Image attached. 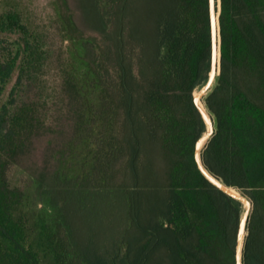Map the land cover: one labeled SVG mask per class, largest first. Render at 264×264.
<instances>
[{
    "label": "trees",
    "instance_id": "1",
    "mask_svg": "<svg viewBox=\"0 0 264 264\" xmlns=\"http://www.w3.org/2000/svg\"><path fill=\"white\" fill-rule=\"evenodd\" d=\"M51 4L56 50L0 11V264H238L243 199L264 264V0H215L216 71L211 0ZM214 71L201 161L239 199L196 155Z\"/></svg>",
    "mask_w": 264,
    "mask_h": 264
},
{
    "label": "rangeland",
    "instance_id": "2",
    "mask_svg": "<svg viewBox=\"0 0 264 264\" xmlns=\"http://www.w3.org/2000/svg\"><path fill=\"white\" fill-rule=\"evenodd\" d=\"M11 7H17L23 13L24 18L26 20H28L33 25V27L39 28V30H41V31H48V29L50 28V30L48 31L50 33L49 37H48V41L55 46L54 50H56V48L58 47V45L60 43V37L56 32H54V29L50 24V21L52 20V17H53V7L51 4V0H0V11L6 10L8 8H11ZM56 54L57 53L53 54L54 55L53 59L57 58ZM53 62H56V60H51V65H50L51 69L48 72V77L50 78V80H52V78L54 76V72H53V68H52ZM211 77H213V75H209V77L203 83L200 84L201 86L198 85L195 88V90H194L195 97H196V94H199L200 100H201V96H202V100L204 101L205 96L208 94V92L213 88V86L216 83L217 76H215L214 79H212L211 82L208 83V79ZM210 117H211V114H210ZM210 119H211V125H212L211 126L212 127L211 134H212L214 131V123H213L212 117ZM206 123H207V121H206ZM208 129L209 128H208V124H207L206 131ZM200 154H201V152H200ZM11 175H12V178L15 182H19L22 178H24V175H22L20 172H18L17 170H14V169H13ZM217 183H219L221 186L225 187L226 189L232 188V189L236 190L237 192L240 191L239 189H238L239 190L238 191L237 188H235V187L226 186L225 184H223L219 180H217ZM239 193L244 194L241 191ZM242 204H243L242 205V212H243V209L246 207V200H245V203L242 202ZM250 210H251V201L249 199L248 210L245 213L246 216L244 215V217H243V214L241 213L242 219L246 218L245 219L246 222H247V218L249 216ZM246 222H245V229H246ZM244 239L245 238H243V240ZM240 259H241V257H239V261H240Z\"/></svg>",
    "mask_w": 264,
    "mask_h": 264
},
{
    "label": "bare ground",
    "instance_id": "3",
    "mask_svg": "<svg viewBox=\"0 0 264 264\" xmlns=\"http://www.w3.org/2000/svg\"><path fill=\"white\" fill-rule=\"evenodd\" d=\"M213 29H214V41H215V47H214V60H215V71H216V58H217V23H216V9L213 11ZM212 61V60H211ZM211 70V69H210ZM215 71L213 73V76L215 75ZM212 78V77H211ZM211 78L208 79V82L211 80ZM201 86V85H200ZM196 98L198 99L201 107H202V110H203V115L207 121V116L209 118V123H210V126L211 125V119H210V116L207 112V110L205 109L202 101L200 100L199 98V94H196ZM207 113V114H206ZM211 131H212V127L210 130H208L207 132H205L203 134V136L201 137V140H200V143L198 142V154H200L206 140L208 139V135L211 134ZM231 193H233L231 191L230 188H227ZM234 194V193H233ZM235 195V194H234ZM244 200V199H243ZM243 203H245V200L243 201ZM246 213V207L243 209V217ZM246 216V215H245ZM245 219L246 218H243V224H242V230H241V233H240V240H239V254H240V257H241V248H242V244H243V238H244V232H245ZM247 224V223H246Z\"/></svg>",
    "mask_w": 264,
    "mask_h": 264
},
{
    "label": "water",
    "instance_id": "4",
    "mask_svg": "<svg viewBox=\"0 0 264 264\" xmlns=\"http://www.w3.org/2000/svg\"><path fill=\"white\" fill-rule=\"evenodd\" d=\"M215 0H211V13H212V27H213V11L215 10ZM214 47H215V41H214V29H213V62H212V69H213V64H214ZM211 69V71H212ZM195 100L197 102V99L195 97ZM198 104V103H197ZM199 106V105H198ZM202 112V111H201ZM203 114V113H202ZM204 116V115H203ZM205 118V117H204ZM206 120V119H205ZM212 134L208 135V139L211 137ZM207 139V141H208ZM200 140V139H199ZM199 142V141H198ZM196 155H197V159L199 161V166L202 169V171L206 174V176L212 181L214 182L217 186H219L221 189H223L224 191H226L227 193L234 195L233 193H231L230 191H228L225 187L221 186L219 183H217V180L203 165L202 161H201V154H198V143H197V147H196ZM235 197H237L236 195H234ZM238 198V197H237ZM239 199V198H238ZM246 222V220H245ZM242 224H243V219L241 217V229H240V233L242 230ZM239 240H240V236H239ZM244 244V242H243ZM243 244H242V248H241V259L239 261V244H238V264H242V250H243Z\"/></svg>",
    "mask_w": 264,
    "mask_h": 264
}]
</instances>
